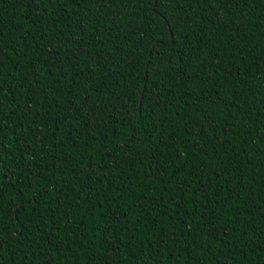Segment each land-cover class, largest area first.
Here are the masks:
<instances>
[{"label": "trees", "instance_id": "obj_1", "mask_svg": "<svg viewBox=\"0 0 264 264\" xmlns=\"http://www.w3.org/2000/svg\"><path fill=\"white\" fill-rule=\"evenodd\" d=\"M0 264H264V0H0Z\"/></svg>", "mask_w": 264, "mask_h": 264}]
</instances>
